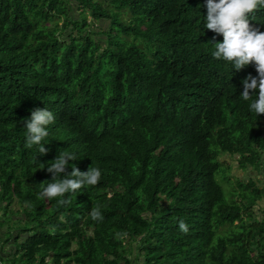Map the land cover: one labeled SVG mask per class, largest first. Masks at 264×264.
<instances>
[{"label":"trees","instance_id":"trees-1","mask_svg":"<svg viewBox=\"0 0 264 264\" xmlns=\"http://www.w3.org/2000/svg\"><path fill=\"white\" fill-rule=\"evenodd\" d=\"M206 16V0H0V227L16 219L0 263L264 264V177L237 179L238 201L220 185L224 156L264 170V115L240 95L258 74L212 56ZM249 20L264 32V7ZM35 108L56 118L46 154L25 146ZM60 151L102 173L63 205L39 196Z\"/></svg>","mask_w":264,"mask_h":264},{"label":"clouds","instance_id":"clouds-1","mask_svg":"<svg viewBox=\"0 0 264 264\" xmlns=\"http://www.w3.org/2000/svg\"><path fill=\"white\" fill-rule=\"evenodd\" d=\"M264 7V0H206V29L216 35H222V42L210 41L215 46L212 56L215 59L228 61L239 71L248 65H254L257 76L250 73L243 79L242 99L249 101L254 93L257 98L250 104V110L257 116L264 115V32L252 26L249 15ZM55 115L47 108H35L30 118L23 121L27 129V148L40 145L39 153L46 154L41 142L49 135L47 126L55 123ZM76 156L66 151L58 156L47 167L52 175V181L39 194L40 198L49 200L58 198L63 205L70 201L64 199L66 194L75 193L86 186H96L102 173L98 167L90 166L87 171H81L75 164L71 173L67 172L69 161H75ZM63 174V175H62ZM90 216L94 221H102L103 215L99 207H93ZM179 229L187 233L189 226L183 219L179 220Z\"/></svg>","mask_w":264,"mask_h":264},{"label":"rangeland","instance_id":"rangeland-1","mask_svg":"<svg viewBox=\"0 0 264 264\" xmlns=\"http://www.w3.org/2000/svg\"><path fill=\"white\" fill-rule=\"evenodd\" d=\"M78 3L77 2H72V5H70L69 8H78ZM77 10V9H76ZM76 10H71V15L76 14L77 12H75ZM129 14H125L122 16L123 20H128L129 19ZM88 21H90V18L88 17ZM62 23L59 24V26H61ZM99 31V30H97ZM223 159L225 161H223ZM223 159L221 160V162H223V167H225L226 171V177L227 180L226 181H220V185L222 186L224 195L226 199L231 200L233 198L232 193L237 192V194L240 192L238 185H237V179L243 181L244 183L249 182L250 179L253 181H257V184H260L261 186V182L263 180L264 177V170L260 169V171H256L255 169H252L251 167H246L243 168L241 166H239V164L237 163V158L236 157H228V156H224ZM225 163V164H224ZM229 194V195H228ZM233 200L238 201V198L235 197L233 198ZM259 206H262L264 209V200H262L259 204ZM14 211H18L19 207L18 206H14ZM260 210L258 209V207H254V214L256 216H260ZM20 214H22V211L20 210ZM3 213L0 212V221L2 222V217ZM11 219L8 223L6 222V224L3 222L4 227H0V231L4 232V237L5 239H9L10 235L8 236V233L6 232V228H8L9 226H12L14 224V221H16L14 216H11ZM25 225V223H23ZM0 232V235H2V233ZM11 234H13L15 236V231L13 230L11 232ZM10 245L13 247V240L11 239L9 241V243H7L6 245ZM17 261L20 258V254L17 253L15 255ZM6 261V259L4 260ZM7 262V261H6Z\"/></svg>","mask_w":264,"mask_h":264},{"label":"crops","instance_id":"crops-1","mask_svg":"<svg viewBox=\"0 0 264 264\" xmlns=\"http://www.w3.org/2000/svg\"><path fill=\"white\" fill-rule=\"evenodd\" d=\"M11 249L13 250L11 244L5 245L3 249H0V254L6 257L11 252Z\"/></svg>","mask_w":264,"mask_h":264},{"label":"built area","instance_id":"built-area-1","mask_svg":"<svg viewBox=\"0 0 264 264\" xmlns=\"http://www.w3.org/2000/svg\"><path fill=\"white\" fill-rule=\"evenodd\" d=\"M0 264H2V263H0Z\"/></svg>","mask_w":264,"mask_h":264}]
</instances>
